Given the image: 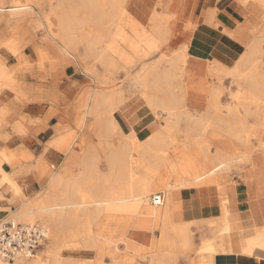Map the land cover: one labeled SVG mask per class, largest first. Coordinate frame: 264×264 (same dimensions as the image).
Segmentation results:
<instances>
[{"label": "bare ground", "instance_id": "bare-ground-1", "mask_svg": "<svg viewBox=\"0 0 264 264\" xmlns=\"http://www.w3.org/2000/svg\"><path fill=\"white\" fill-rule=\"evenodd\" d=\"M124 1L126 0H13L7 7V0H0V54L1 51L8 50L19 61L18 69L14 71L7 65L0 64V98L3 95L8 98L14 96L16 104L48 101L55 105L54 102L60 97L58 93L44 91L40 92L41 96L30 98L29 91L18 80L17 71L31 68L29 59L22 54L23 49L37 44L36 36L28 41H20L19 33L27 31L33 35L30 29L34 28L35 31L43 32L45 36L36 47L37 67H44L50 54L54 53L55 56H62L68 64L76 62L79 65H86L97 60L112 76L122 68L127 77L128 92L141 97L148 107L145 109L146 115L150 114L145 120L151 121L150 124L142 123L144 126L142 128L148 127L140 133L138 131L140 128L135 127L129 134L123 132V122H119L115 134L120 140L118 144H114L110 141L108 123H102L100 118L109 110L118 112L124 101V87L116 91L94 92L92 96H88L95 101L89 116L95 117L98 129L96 133L104 138L102 149L97 148L103 151L108 174L101 178L97 171L96 162L100 158L97 149L86 151L84 169L78 176L69 174L71 163L68 162L65 175L53 178L49 182V191L45 198L36 203L39 207L38 213L31 208L32 206L24 204L21 205L19 214L15 216V219L23 224L35 222L44 224L41 225L47 229L52 244L48 252L52 255L49 258L51 262L49 260L44 262L35 257L33 261L21 259L15 263L0 259V264H62L63 260L60 262L56 256L57 247L61 242L68 243L66 240L79 235L73 232L65 234L64 228L60 225L66 221L72 225L81 218V222L84 223L82 231L85 233L83 244L93 247L100 256L108 253L116 264L131 262L127 256L117 254L113 245L125 243V250L135 254L140 253L141 247L128 238L126 240L121 237L116 240L117 229L111 230L108 236L99 234L98 237L104 240L101 243L91 236L92 225L100 227L116 223L125 228L134 221L135 230L150 231L153 225L151 223L155 222L162 232L161 239L155 247L157 250L155 255L159 261L160 258L163 261L162 259L166 257L162 249L167 246L171 247L169 251H172L176 242L181 244L184 255H190L191 252H188L192 247V237L187 223L183 222L178 226L174 224L177 209L181 208L178 200L182 191H186L187 196L194 191L212 187H218L222 193L220 201L222 215L215 220L220 230L206 240L197 253L195 252L197 257L209 256L215 261L219 255L238 254L247 259L253 256L263 258L264 225H257L249 211L233 214L231 210L233 200L222 188L224 187L222 175L239 160L246 166L253 165L249 172L243 169L244 172L241 173L250 189L256 185V179L260 178L256 173L259 169L253 157L257 152H264V131L252 126L249 128L253 130L246 133V125L249 118H254L258 126L264 129V65L259 61L260 58L263 61L264 55V28L247 46L246 54L234 67L228 68L218 62L208 66L207 74L212 78L213 85L208 95L206 113L196 117L186 109L187 96L190 94L188 87L190 73L186 66L189 60L188 46L176 48L169 53L170 55L165 53V48L176 44V41L171 39L176 16L166 19L157 17L154 27L149 26L150 31L148 25L145 26L133 17L127 5L124 6ZM240 2L244 5L256 4L264 11V0ZM5 32H12V37L3 39L2 35ZM45 47L50 48L51 53ZM92 73H95L94 70ZM224 76L245 84L246 94L236 95L239 107L246 110L244 116L237 106L229 107L226 113L222 109L220 97L223 89L218 82ZM215 80H218L217 84ZM112 82L113 78L104 80V84ZM109 96L113 98L112 102L102 99ZM83 101L85 109L87 100ZM10 113L7 105L0 107V139L3 141L11 140L7 121ZM195 113L197 115L196 111ZM70 114L67 113L69 120ZM73 115L71 119L83 128L86 117L76 112ZM149 125H156L158 129L146 139H140V136L149 130ZM93 126L96 127L95 124ZM12 127L16 134L20 136L26 134L21 122L15 123ZM66 128L65 124H59L56 127V137ZM209 128L218 133L217 136L213 135L214 144L217 145L214 156H210V152L207 153L208 149L203 146L211 143L197 137V134H205ZM253 139L260 144L256 147H259L257 150L252 146ZM55 142L52 144H60V139ZM58 148L65 150L61 145ZM244 148L245 154L241 152ZM3 149L0 152V189L7 186L9 191L17 195L21 191L16 181L17 175L21 174L17 171V166L20 165L21 156L26 152L22 149L14 152L8 148ZM167 150H171L169 156L165 155ZM3 164L13 167L15 172H6ZM41 174L39 171L38 179L44 181ZM244 174L248 176L244 177ZM58 191L63 193L60 199L57 197L59 200L56 199L54 205H51ZM158 192L163 196L162 206L166 200L167 205L164 208L159 206L163 209L158 206H147L148 198L151 196L154 198ZM255 195V192L252 193V200H255ZM58 209L61 210L60 214L56 212ZM66 209H70L71 214L65 220L63 215ZM192 223L194 226V222ZM190 264L195 262L192 261Z\"/></svg>", "mask_w": 264, "mask_h": 264}, {"label": "rangeland", "instance_id": "rangeland-1", "mask_svg": "<svg viewBox=\"0 0 264 264\" xmlns=\"http://www.w3.org/2000/svg\"><path fill=\"white\" fill-rule=\"evenodd\" d=\"M12 1L13 0H7L8 3L6 6L7 7L10 6ZM174 1L175 0H126L124 1V6L127 5L133 17L136 20L140 21L142 24H145V26L148 25L147 27L151 31V27H154L158 19L157 17L159 16L163 17L164 19L170 18L172 16H176L175 17V23H176L178 16L175 14L174 9L172 8ZM252 5L256 7L257 11H259L261 15V17L258 20L259 27H260L258 32L260 33V31L264 28V21H263L264 11L260 9L258 5L253 4V3ZM189 26L192 28L196 27L195 25H192V24H189ZM35 30L34 28L30 29V32H33V35L32 33H29L27 31H21L19 33V40L28 41L31 38H33V36L34 37L36 36L35 37L36 43L37 44L41 43L43 41L42 39H44L45 36L43 32L35 31ZM253 32H254V28L252 27L250 30V35L253 36ZM4 35H2L3 39H9L12 37V32H5ZM252 36L250 40H247V39L242 40L238 38L239 39L238 42L240 43L241 48L243 49V51L245 50L244 54H246L247 46L256 39V38H252ZM37 44L23 49L22 54L26 58L29 59L31 63L30 64L31 68L27 67L28 69L24 68L25 70L22 69V70L17 71V73L19 74L17 75L18 80L21 84L26 85L28 81H33L32 75L35 73L36 70H39L38 78L41 81V83H43L44 85L48 84L49 82L56 81L55 93L56 94L58 93L60 97L57 100V102H54L55 105L52 104L51 102L49 104L55 107L56 112L58 111L63 112L66 117H67V113H71V114H70V120L67 118L68 120L65 124L67 128L62 129L61 134H59L58 137H55L54 139L52 138L53 140L51 139L52 142L54 141L57 142V140L60 139V144L54 145L52 144V142L50 143L51 140L46 143L48 135H45L44 136L45 139L41 137L40 138L41 141H38L36 145H33V148L35 149V151H32V152L29 151L31 155L23 154L21 156L20 165L17 166L18 167L17 171H19V173L21 174L17 175L16 177V181L19 187L21 188V191L16 195L13 192L9 191L8 187H3L0 190L1 200L6 199L7 195L13 197V200L10 201V203L14 206V208L8 210L10 213L8 217L9 219H15V216L19 214L21 205H24V204L28 206H32L31 208L35 210L36 213H38L37 210L39 207L36 206V203L37 204L40 203V201L45 198V196L47 195L49 191L48 190L49 182L53 178L59 177L61 175H65L64 171H65L66 164L68 162L71 163V166L69 168L70 175L78 176L82 174L83 169H84L83 163L85 161L86 151L88 149L93 148L94 150L97 149L99 151L98 155L100 158L99 160H97L96 163H98L97 171L99 172L101 178L105 177L108 174V167L106 166V162L103 158V151L102 152L100 151L103 146L104 138L100 136L99 134H97L98 129H97L95 117L89 116L90 110L95 105V101L92 99V97L88 98V96H92V93L100 92V91H106V92L116 91L119 88L124 87V101L122 103L123 105L121 104L118 112L109 110L108 112L103 113L100 118L102 123H108L109 125L108 131L111 133L110 141L112 143L118 144L120 140V138H118L115 134L116 127L118 128L119 122L121 123L123 122L122 129L125 134H129L130 130L134 129L135 127L140 128V130H138L140 133L141 131H143L145 128L148 127L146 126L145 128H142L144 127L142 123L144 124L151 123V121L145 120L148 116H150V114L146 115L145 109L148 107L144 104L143 100H141V97L138 94H135V93L131 94L128 92L127 77L125 73L123 72V70H121L122 68L119 71L120 73L118 72L117 74L112 76L110 73L106 72L104 66L101 63H99L97 60L88 62L86 63V65L85 64L79 65L76 62L72 64H68V62H66L62 56L60 55L55 56L54 53H53L54 56L50 54V58L43 65L44 67L39 68L35 64L37 62V56H36ZM45 48L48 52L51 53L50 48L48 47H45ZM176 48L177 47L174 45L168 46L167 48H165V53L170 55L172 51ZM262 58H263V61L261 60V58L259 59V61H261L262 65H264V55H262ZM0 64L4 66L7 65L12 71L18 69L17 67H19L18 59L14 58L8 50L1 51ZM208 64L210 65V63ZM186 66L188 70H191L193 67V64L190 59V54H189V60ZM92 70H94L95 73H92ZM207 71H208L207 73L209 74V69H207ZM208 74L206 76L208 87L205 88L207 95H209L211 86L213 85V81H211L212 78H210ZM105 78H108V79L113 78V82L111 84H104ZM71 82H73L74 90L71 93L64 95L62 93L64 87L68 83H71ZM215 82L217 84L218 80L217 81L215 80ZM218 83L219 85H221V89H223L221 97H220V100H221L220 104L222 106V109L225 111V113L229 107L237 106V108L240 109V112L244 113L242 114V116H244L246 113L245 112L246 110L243 109L242 107L241 108L239 107L237 96L238 94L242 95L241 93H243V95L246 94L247 88L245 87V84H243V82H236L235 79L232 80L229 76H224L223 79L220 80V82ZM187 98H188V103H187L186 109L188 110L190 114H193L196 117H200L206 113L208 102L207 103H193L194 101L193 96L189 95L187 96ZM7 99L8 97L6 95H3L0 98V106H5ZM102 99L108 100L109 102H112L113 100L111 96L105 97V98L102 97ZM83 100H87V103H85L87 105V108L85 109L83 107V102H84ZM195 111L197 112V115ZM75 112L80 114V116L86 117L83 128H81L75 121L71 119V116L73 117L74 116L73 114ZM152 115L154 116V113H152ZM247 122L248 123L246 125L247 127L246 133L253 130V128H249L252 126L256 129L264 131V129H262L263 128L262 126H258V122L255 121L254 118H249ZM94 124L96 125V127L93 126ZM157 129L158 128L156 125L154 126L149 125V130L147 131L145 135L140 136V139H146L149 135H153ZM214 134L216 135L218 133H216V131L212 128H209V130H207L205 134H197L198 138H203V140L206 139L205 141L211 143L208 145L207 144L203 145L206 147V149H208L207 153L210 152L209 154L210 156H214L217 152V145L214 144L215 137L213 139ZM11 138L12 140H9V141H3L2 139H0V149L8 148V150L10 151H13V152L17 151V150L11 149V146H14L15 143H17L16 141L13 140V136ZM252 141H253L252 146L255 148V150L259 149V147L256 148L257 146H260L259 142L257 143L255 139H253ZM60 145L65 150H60L58 148ZM97 147L98 148L101 147V149L99 148L100 149L99 150ZM2 149L0 150V152L2 151ZM241 152L245 154L246 149L245 148L242 149ZM166 153L165 155L169 156L171 154V150H167ZM4 169L8 172H15L13 167L10 168L8 166H4ZM243 169L245 172L247 171L246 165H244V163H242L241 161L239 162L238 160L236 161V163L234 162L232 167L227 172H225L224 175H222L224 176L222 183H223V186L225 187V188L224 187L222 188L227 191L229 196L231 195L230 197H232V194L235 192V189L240 188L238 182L239 180L243 178V175L241 174L244 172ZM39 171L42 173L41 175L44 181H39L38 176H37ZM226 182L228 183L225 185ZM211 190L212 192H214L213 194L216 195V199L218 201V209L215 210L214 213L202 215L200 214V212L193 211L192 213L189 214L187 212V207H188V204H190V201L188 197L189 194L186 196L187 194L186 191L181 192V195H180L181 198H179L180 200H178V202L180 201L179 204L181 208L180 209L178 208L177 210L178 211L180 210L181 212L180 211L176 212L178 220L175 217L174 220L176 221L174 222V224L175 225L177 224L178 226V224L182 225L183 222L187 223L186 226L188 227V230L190 229L189 233L192 237V247H191V250L188 252V253L191 252L190 255L189 254L184 255L181 249L182 247L181 244L179 242H176L177 245L176 244H175L176 246L173 245L172 251L170 250L171 252L169 251L171 247L167 248L166 246L164 247L165 250L162 249V252L166 257L162 259L163 261H161V258H160V261H159L155 255V252L157 254V250L155 247H156L157 242H159V240L161 239L162 232H161V229L156 226L155 222L151 223L153 225L151 229H149L150 231L135 230L134 221H131L129 225L126 226L125 228L121 225H117L116 223H112L109 226H100V227L97 225H92L90 234L97 241L103 243L104 242L103 238L98 237V235L104 234L105 236H108L111 230L117 229L118 238L116 240H118L121 237H124L126 238V240L128 238L130 241L132 240V242L134 241L135 243H137L138 246L141 247V251H139L140 253H136V254L127 252L125 250V247H126L125 243L119 242L117 246L113 245V248L115 249L117 254L119 255L121 254L129 258V262H131L130 264H190L192 261L196 263L198 259L196 251H198L204 245L206 240H209L210 238H212V235H214L220 230V226L215 220H217L222 215V208H221V203H220V201L222 200L221 199L222 193L218 187H212ZM62 193L63 192L58 191L57 194L54 195L51 201V205H54V202L56 199L58 198L60 199V196L62 195ZM157 194H161V193L158 192ZM152 198L153 196L148 198L149 204L147 206L149 207L154 206L151 203ZM17 201L19 202L18 204L16 203ZM167 201L168 200H166L165 205L162 206L163 208L167 205L168 203ZM253 202L254 201L250 199L247 202V205L244 204L240 208L242 210H245L243 212H248V211L251 212L253 210L256 213L257 220H259V224L264 225V204L262 203L259 204V207H258L259 211L257 213L255 211V205L253 204ZM162 207H159V208H162ZM231 210L234 212L233 214L240 213L238 206L233 202L231 204ZM64 211L66 213L63 215V218H65L66 220L70 217L71 210L66 209ZM56 212L60 214L61 210L58 209L56 210ZM81 220L82 218L78 220L77 222L72 223V225L71 223L67 221L65 223L62 222L63 224L60 225V227L64 228L63 231L65 232V234H69L73 232L74 234L79 235L75 238H72L71 240L69 239L66 240L68 241L69 244L65 241L59 244V246L56 249V254H57L56 256L57 258L59 257L58 259L60 260V262L61 260H63L61 262L63 264L65 260L64 264L66 263H69V264H116L114 262L113 257L109 255L108 253H106L107 255L104 253L105 255L101 254L103 256H100L99 254H97L96 250L93 247H88L87 245L83 244V241H85V237H84L85 233L82 231L83 230L82 227L84 223L81 222ZM200 220L202 222H200ZM192 222H194V226L192 225L193 224ZM20 223H23V222H20ZM35 223L43 224L41 222H35ZM24 224H28V223H24ZM215 225L217 228H215ZM213 231H216V232H213ZM62 243H66V244L62 245ZM51 245H52L51 240H48L45 246L37 253L36 259L40 258L44 262L46 261L48 262V260L51 262L49 258L52 257V255H49L48 253L50 252L49 250L51 249ZM60 245L62 246L60 247ZM174 249L176 252L174 251ZM33 260H35V258L31 259V261ZM252 261L261 262L259 260H254V259L250 261L247 258L241 255H238V254L219 255L216 257V264H253ZM261 264H264V262H261Z\"/></svg>", "mask_w": 264, "mask_h": 264}, {"label": "crops", "instance_id": "crops-1", "mask_svg": "<svg viewBox=\"0 0 264 264\" xmlns=\"http://www.w3.org/2000/svg\"><path fill=\"white\" fill-rule=\"evenodd\" d=\"M172 8L178 18L173 27L171 39L176 41L175 46L177 48L183 45L188 46L193 64L192 69L188 70L190 73L189 95L193 96V103H207L208 95L205 88L208 87L206 81L208 63L218 62L228 68L234 67L244 54L238 38L250 40L252 27L254 28L252 38H256L259 34L258 20L261 15L254 5H244L240 0H175ZM189 24L196 27L191 28ZM32 77L33 81H28L26 85L22 84L29 91L30 98L39 97L41 96L40 92L44 91L55 92L56 81L44 85L38 78L39 70H36ZM73 90L74 86L71 82L64 87L62 93L67 95ZM37 102L17 103V105L14 96L7 99L6 105L11 112L7 118L9 123L8 132L11 137L13 136V140L17 142L14 146H11L12 150L22 149L26 154L31 155L29 151H35L33 145L41 141V137L45 139L44 136L48 135L46 143L49 142L56 137V127L61 123L66 124L67 117L61 111L56 112L55 107L49 104L50 102ZM17 122H21L25 127L26 134L24 136H20L14 131L12 126ZM253 160L259 169L256 173L260 177L256 179V185L250 189L247 182L242 178L238 182L240 188L235 189L231 197L240 212L245 211L240 207L244 204L247 205V202L253 199L252 193L254 192L256 195L253 204L257 213L259 204H264V152H257ZM4 166L8 165L3 164V169ZM246 167V172H249L253 165H247ZM246 176L248 174H244V177ZM213 193L211 189H203L189 194L190 204H188L187 212L189 214L193 211L200 212L202 215L214 213L218 209V201ZM12 200L13 197L9 195L4 200L0 199V218L10 215L8 210L14 208L10 203ZM251 213L256 224L263 226L259 224L256 213L253 210ZM252 258L264 262L263 258L255 256L248 258V260L251 261ZM252 262L253 264H261V262ZM195 264H216V261L209 256H201L198 257Z\"/></svg>", "mask_w": 264, "mask_h": 264}, {"label": "built area", "instance_id": "built-area-1", "mask_svg": "<svg viewBox=\"0 0 264 264\" xmlns=\"http://www.w3.org/2000/svg\"><path fill=\"white\" fill-rule=\"evenodd\" d=\"M162 203V194L153 198L154 206ZM8 217L0 218V259L9 263L34 259L49 240L47 229L40 223L23 224Z\"/></svg>", "mask_w": 264, "mask_h": 264}, {"label": "snow or ice", "instance_id": "snow-or-ice-1", "mask_svg": "<svg viewBox=\"0 0 264 264\" xmlns=\"http://www.w3.org/2000/svg\"><path fill=\"white\" fill-rule=\"evenodd\" d=\"M157 202H159V201H157Z\"/></svg>", "mask_w": 264, "mask_h": 264}]
</instances>
